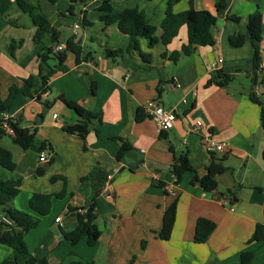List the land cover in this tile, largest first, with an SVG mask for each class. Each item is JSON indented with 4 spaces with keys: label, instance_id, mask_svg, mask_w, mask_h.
I'll use <instances>...</instances> for the list:
<instances>
[{
    "label": "crops",
    "instance_id": "obj_1",
    "mask_svg": "<svg viewBox=\"0 0 264 264\" xmlns=\"http://www.w3.org/2000/svg\"><path fill=\"white\" fill-rule=\"evenodd\" d=\"M26 1L36 4L50 20L57 41L46 38L34 45L36 29L29 16L16 7L8 12L16 26L0 15L1 100L6 99L11 86L21 87L23 80L37 78L39 55L53 45L72 41L80 45L82 59L77 63L67 52L66 72H56L48 79V91L39 101L19 95L8 114L19 119L21 127L34 131L36 147H50L44 151L47 162H40L35 150H23L9 134L0 133V147L10 152L15 165L13 171L0 166V180H21L20 193L9 206L33 215L28 205L32 194H57L64 189L66 193L53 199L49 213L24 234L28 254L20 255L18 264H26L28 257L35 258V264H239L240 252L255 226L264 228V130L260 106L249 99L253 93L264 104V76L259 70L252 80L254 48L247 30L248 18L261 15L263 34L257 45L259 65H264V0H224L220 12L216 10L219 0L175 1L174 13L192 6L216 17L214 45L197 47L176 63L160 55L179 51L187 43L185 27L166 47L158 44L149 49L141 39L140 52L149 62L137 52L112 59L106 52L124 51L128 39L115 25L105 26L97 19L96 10L104 0H82L72 13L67 0L54 4ZM167 2L109 0L114 13L142 9L155 27L164 18ZM83 18L92 25L83 26ZM239 35L245 39L243 45L232 48L230 37ZM217 59H222L220 71L234 79L227 88H206L212 75L210 65ZM48 63L56 66L53 60ZM38 84L36 81V87ZM61 96L100 116L88 123L84 139L62 129L81 124L83 119L59 99ZM151 100L176 111L171 130L160 133L147 117L145 105ZM139 108L144 118L136 122ZM53 115L62 127L55 124ZM203 136L224 143L225 150L208 152L201 143ZM122 142L131 149L117 160ZM184 151L199 177L205 175L212 157L222 162L226 170L216 177L215 191L203 192L192 183V173L175 182L170 168ZM53 176L64 177L65 184L60 180L52 183ZM173 203L175 222L170 238L163 241L159 238L163 215ZM91 205L99 239L93 247L85 240L71 245L65 233L73 230L76 222L68 209ZM58 217L61 220L56 223ZM200 218L212 221L215 229L205 243L196 244L194 230ZM4 230L0 227V232ZM251 250L249 264H264V242ZM12 254L10 247L0 244V262Z\"/></svg>",
    "mask_w": 264,
    "mask_h": 264
},
{
    "label": "trees",
    "instance_id": "obj_2",
    "mask_svg": "<svg viewBox=\"0 0 264 264\" xmlns=\"http://www.w3.org/2000/svg\"><path fill=\"white\" fill-rule=\"evenodd\" d=\"M54 4L58 0H47ZM70 4L68 12L72 13L74 6L82 0H67ZM151 1V0H148ZM177 0H168L164 18L159 27H155L148 23L146 15L142 9L131 8L126 9L119 13H114L109 0H104L99 8L96 10L97 19L105 26L115 25L117 30L125 35L128 39L127 47L124 51H107L106 55L109 58H117L123 54H133L137 52L140 57L149 62L146 56L140 52V40L145 39L149 49H153L156 45L168 46L173 39H175L181 28H186L187 43L182 45L179 51H174L169 55L166 52L161 53L160 57L168 59L173 63H176L181 56H189L197 47H208L214 45V38L212 34V28L215 26L216 17L208 11H196L192 6L186 11L180 13H174L172 11V5ZM224 0H219L216 4V10L218 12L225 8ZM16 7L19 11L29 16L33 26L35 27V34L33 37L34 45L38 46L46 38H49L52 43L57 41L58 34L51 26L50 20L43 15L39 7L36 4L28 2L26 0H0V15L3 16L9 24L16 26L17 23L8 18V12ZM83 26H91L92 24L82 19ZM160 31V35L157 36L156 32ZM247 30L249 38L254 48L253 56V74L252 80L254 81L258 76L260 57L258 42L261 40L263 34L262 31V18L261 15L255 14L248 18ZM245 39L242 35L230 37L229 43L232 48H238L243 45ZM10 50L12 47L9 48ZM67 52L72 53L75 56V61L78 63L82 59V49L80 45L74 44L72 41L67 42L66 49L59 53H54L52 48H48L39 55V66L37 78L29 77L22 81V86L17 87L15 85L8 89V95L5 100L0 98V115L9 114L14 101L17 96L22 95L28 98H33L39 101L40 95L48 91L47 81L56 72H66L65 66ZM87 56L84 57V59ZM53 60L56 62V66L52 67L48 61ZM234 77L228 75L222 71L213 73L206 81L205 87H219L227 88L233 81ZM36 81L39 83L36 87ZM159 93L162 91L160 87L157 90ZM59 99L70 109L74 110L78 116L83 119L81 124L74 126L62 127V129L69 133L84 139V135L87 132V125L94 118H100L99 115H93L92 113L81 108L73 102L65 100L62 96ZM251 102L260 106L259 120L261 128L264 130V104L261 103L258 98L253 94H249ZM148 117V116H147ZM144 118V114L141 109H137L135 112V121L141 122ZM9 127L13 131V141L20 146L23 150H35L38 154L44 152L46 149H50L48 145L42 144L39 147L35 146L34 131L29 128L20 126L19 119L8 118L6 120ZM2 119L0 118V133H6L2 129ZM131 149L130 145L126 142H122L118 152L117 160ZM264 155V153H263ZM52 163V159L49 160ZM0 166L13 171L15 165L12 161L11 154L4 148L0 147ZM225 167L220 160L211 158V162L206 168L205 175L199 177L195 169L191 166L188 152L184 151L177 157V161L171 166L170 172L175 177L177 183L183 174L192 173V183H197L203 192H212L217 188L216 177L225 172ZM62 181L65 184L64 177L53 176L50 181L52 183L56 181ZM21 180H0V215H4L11 220L12 225L7 226L0 224V227L6 228V230L0 232V244L6 245L13 250V254L4 259L0 264H18L20 255H27L28 250L24 242V234L32 229H35L39 225L40 217L46 216L52 206L53 199H61L64 197L65 189L57 194H41L34 193L31 195L28 201L29 209L33 213L27 214L12 208L11 201L20 193ZM176 205L173 203L167 208L163 215V225L159 232V238L163 241H167L170 238L173 225L175 222ZM68 212L75 217L76 226L73 230L65 233V238L71 245H76L79 241L85 240L90 247L95 246L97 243L100 231L95 224V212L94 205H91L88 209L82 208H69ZM215 229V224L204 218H200L196 221L193 241L196 244H203L207 241L211 233ZM264 242V228L262 225L257 224L250 239L246 242L245 248L240 252L239 264H249L253 259V251L251 247ZM37 260L33 257H28L26 264H35ZM71 264H94L93 262L75 261Z\"/></svg>",
    "mask_w": 264,
    "mask_h": 264
},
{
    "label": "built area",
    "instance_id": "obj_3",
    "mask_svg": "<svg viewBox=\"0 0 264 264\" xmlns=\"http://www.w3.org/2000/svg\"><path fill=\"white\" fill-rule=\"evenodd\" d=\"M51 48L54 53H59L66 49V45L56 44V45H53ZM221 63H222V59H217L214 63H212L210 65V72L213 74V73L220 71ZM259 70L264 76V65H259ZM173 86L176 89L180 88L179 84H173ZM262 96L264 98V94ZM183 102H185V100H183ZM145 111H146L147 116L155 123L157 130L160 133H165L173 128L174 122L176 120V115H177L175 110L166 109L163 106H161L157 101L151 100L146 103ZM0 118L2 119V126H1L2 129L7 134L12 136L13 131L9 127L8 123L6 122V120L10 118L9 115L2 114L0 115ZM53 119L57 126L62 127V124L58 121L57 115H53ZM198 126H199V123H198ZM201 143L208 152H223L225 150L224 143L217 142L213 138L208 137V136H203L201 138ZM141 152H144V151H141ZM38 159L42 163L47 162L48 161L47 154L45 152H41L39 154ZM142 166H144V163L142 164ZM60 220H61L60 217H58L55 219V222L58 223L60 222ZM0 224L10 226L12 225V222L6 216L0 215Z\"/></svg>",
    "mask_w": 264,
    "mask_h": 264
},
{
    "label": "rangeland",
    "instance_id": "obj_4",
    "mask_svg": "<svg viewBox=\"0 0 264 264\" xmlns=\"http://www.w3.org/2000/svg\"><path fill=\"white\" fill-rule=\"evenodd\" d=\"M233 85V84H232ZM238 84H234V86H237Z\"/></svg>",
    "mask_w": 264,
    "mask_h": 264
},
{
    "label": "water",
    "instance_id": "obj_5",
    "mask_svg": "<svg viewBox=\"0 0 264 264\" xmlns=\"http://www.w3.org/2000/svg\"><path fill=\"white\" fill-rule=\"evenodd\" d=\"M48 166V165H47ZM44 168L43 167H41V170H43Z\"/></svg>",
    "mask_w": 264,
    "mask_h": 264
}]
</instances>
